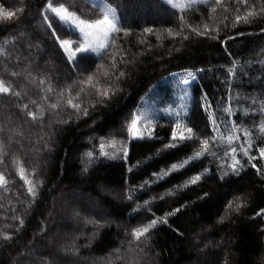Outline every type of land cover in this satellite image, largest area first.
<instances>
[{"label":"trees","instance_id":"1","mask_svg":"<svg viewBox=\"0 0 264 264\" xmlns=\"http://www.w3.org/2000/svg\"><path fill=\"white\" fill-rule=\"evenodd\" d=\"M104 1L117 8L121 25L132 33L128 37L120 33L117 46L126 51L117 52L115 71L109 67L108 57L81 54L78 58L88 56L86 62H69L52 35L54 29L43 22L41 12L47 0H0L5 10L16 12V18L0 20V47L8 57L6 60L0 56V78L11 83L13 91L21 92L19 98L0 96V127L5 129L0 138L11 136L13 141L3 157L5 163L0 164V173L11 181L6 196L0 189V233L12 236L9 241L0 239V264H103V258L110 254L113 264H127L115 259L114 250L128 247L134 228L165 216L168 223L158 222L150 233L141 264H264V178L240 151L241 146L247 147L242 131L234 142L243 166L239 176L231 174V158L220 150V159L207 155L158 179L162 170L183 163L199 146L198 142H188L165 150L177 120L194 125L202 135L211 134L205 104H210V111L229 128L235 123L252 133L251 154L257 157L252 163L264 173V162L257 151L264 147V136L258 130L264 124L260 112L264 106V19L234 28L219 24L216 40L195 37L185 29L192 38L184 41L182 37H168L163 30H179L181 16L190 26L199 25L201 15L208 14L202 5L181 12L162 0ZM60 2L81 18L101 15L99 8L84 0ZM234 15L230 11V18ZM52 22L60 38H77L58 18ZM145 28L154 29L163 38L157 40L155 34L144 33ZM5 40L10 43L5 45ZM121 56L127 63L119 62ZM234 62L244 71L238 67L235 76L230 77L228 69ZM99 64L109 67L111 73L107 79L100 77L101 83L110 87L109 99L101 102L94 90L86 89L87 94L80 93L75 102L81 104V109L87 108L88 115L81 110L77 116L66 101L81 86L71 90L68 86L97 73ZM5 65L9 73L26 71L14 78L5 72ZM85 67L88 72L83 71ZM184 69L194 70L196 77L189 87L188 111L179 118L159 116L151 120L152 139L131 138L128 128L142 97L167 75ZM41 79L45 80L43 85ZM49 86L53 88L51 93L47 92ZM61 90L63 98L57 95ZM57 101L58 118L68 119L67 124L50 125L53 114L49 104ZM25 104L28 107L22 111ZM226 108L231 111L225 113ZM29 111L36 115V121L27 115ZM113 142L115 150L108 147ZM101 144L109 156L100 155ZM121 147H127V157ZM114 151L116 156L111 158ZM88 152L93 153L91 161ZM13 156L28 178L37 182L35 200L27 196V186L17 175ZM205 169L208 174L201 181L183 187ZM223 171L229 175L221 180ZM169 191L172 196L166 195ZM236 196L243 205L238 213L227 207ZM145 201L149 202L147 206ZM176 209L180 211L167 215ZM13 216L23 219V227ZM221 217L223 223L218 222ZM73 243L78 249L76 256L66 251Z\"/></svg>","mask_w":264,"mask_h":264},{"label":"snow or ice","instance_id":"2","mask_svg":"<svg viewBox=\"0 0 264 264\" xmlns=\"http://www.w3.org/2000/svg\"><path fill=\"white\" fill-rule=\"evenodd\" d=\"M85 3L88 0H84ZM166 4L171 6L173 9H179L181 12H184L186 9H191L194 5L199 7L203 6L208 10L207 15H201L200 24L196 26H190L186 21L184 16H181L179 30L174 31L173 28H167L163 31L166 32L167 36L175 39L176 37H182L184 41L190 40L192 37L188 34H185L184 30L188 29L189 33H194L195 37H207L211 40H216L219 35L220 28L219 24L225 25V28L236 27L237 25L243 24H252L256 22L257 18L264 19V0H258V3H250L249 0H184L183 3H177L176 0H164ZM18 12H23V9H17ZM230 11H234L235 15L230 18ZM101 15L96 19H85L81 18L77 15L75 11H70L68 7L65 6L64 3H61L60 0H47V3L44 5V10L41 12V16L43 17V22L50 29H54L52 32L53 36L57 37L59 47L63 49L65 54L68 57L70 63H78V59L80 61L86 62L88 60V56H81L78 58L77 54H86V53H95L97 57L103 59L104 57H108L111 60L110 68L115 71L117 69V61L116 55L117 52L126 51L121 47L117 46V40L120 38V33H123L124 37L130 36L132 33L130 30L125 29L120 20L121 17L117 15V8L108 5L107 8L100 9ZM48 13H51L52 16H49ZM13 18H16V12L5 10L3 6H0V20L10 21ZM58 18L59 22L62 24H67L77 29L80 33L79 38L75 39H62L58 36L57 31L54 28L53 19ZM264 31V29H262ZM144 33L146 34H155L157 40H161L163 38L161 33L154 32L152 28H145ZM212 33H216V35H212ZM228 39H233L232 36H229ZM141 43H145V41L141 40ZM5 45L10 43L9 40H5ZM113 51H109V49ZM179 51V49H176ZM0 56H5L4 49L0 47ZM7 60L8 57L5 56ZM19 59V58H18ZM120 63H127L125 58L121 56ZM109 67H106L104 64H99L97 66V73L88 74L84 79H78L73 82L72 85L68 86V89L71 90L77 86H81L79 88V92L73 97L66 101V104L69 108L74 109L76 115L78 116L81 110L85 116L88 115V109H81V104L76 103V100L80 99V93H86V89L94 90L96 96L98 98H102L103 100L109 99L110 96V87H106L101 83L100 77H104L107 79L111 74L109 71ZM240 68V71H244L243 66H238L235 62L232 64V67L228 69V75L230 77H234L237 71V68ZM26 71V69H21V71H11L8 72V67L5 65V72L11 75L12 77L21 76L22 72ZM84 72H88L89 68L85 67L83 69ZM120 77H123L125 73L123 71L120 72ZM119 78V77H118ZM196 79L195 75L192 72L187 74V77L182 78L179 83L182 87V90L185 91V95H187L186 87ZM41 85L45 83V80L41 79L39 81ZM48 93L53 92V88L49 86L47 89ZM87 94V93H86ZM59 97L63 98L64 90H61L58 94ZM0 96L3 97H17L21 96V92L13 91V87L11 83L6 82L3 78H0ZM47 99V97H44ZM181 99H184L182 96ZM7 103V101L5 102ZM31 103L35 104L36 101L32 100ZM28 105L25 104L23 109H27ZM204 110L208 112V121L211 127V134H201L200 130L195 129L194 125H190L189 123H181L179 120L173 125L171 132V142L167 143L164 148L167 149H175L180 145H184L190 142L192 145H196L198 142V147L193 148V155L189 157L187 160H184L181 164H173L168 171H163L158 175V179H164L171 172L179 171L184 168L186 165L190 164L192 161L199 160L201 157H205L207 155H211L217 159L222 157L219 156L220 150H223L225 157H230L232 163L228 165L231 169V174L235 176H239L241 171L243 170V166L240 163V160L237 159V147L234 146V142L239 140L240 137L237 135L238 132H243V145H247V147L241 146L240 151L243 152V155L248 157V162L251 164V167L256 169L257 174L261 175L264 178V173L257 167L255 163L252 161L256 160L257 157L251 154V150L253 148V143L250 137L252 133L247 129H241L239 125L232 123V126L229 128L228 124L224 121H221L217 118L216 114H214L210 109L212 106L210 104H205ZM49 108L52 110L53 119L50 120L51 124H60L68 123V119H60L58 118L60 105L59 102H53L49 104ZM225 113H229L231 111L230 108L224 109ZM260 112L264 114V106L261 107ZM27 115L31 118L32 121H36V115L29 111ZM43 113H41V121H43ZM71 119V116H69ZM145 118L138 115L133 114L131 123L129 125L128 131L131 138L143 140L145 138L144 133L138 130V126L142 120ZM152 121L147 120L145 124V131H147V138L152 139ZM224 124V129L221 128V124ZM259 133L264 136V124L259 126ZM5 132V129L0 127V133ZM19 135V133H17ZM42 139V138H41ZM12 137H7V140L0 138V164L5 163L3 157L8 155V151L6 150L12 144ZM45 149H47V143H45ZM104 144H101L100 155L101 156H109V153L104 151ZM108 147H111L115 150V144L109 143ZM39 151V149H36ZM123 152L124 157L128 156L127 147H121L120 149ZM257 151L259 152V157L264 159V147H258ZM88 160L91 161L93 158V153L88 152L87 154ZM116 152L114 151L111 158H115ZM13 164L17 166V175L19 179L23 181L24 185L27 186V196L31 197L32 200H35L37 197V182L28 178L26 174V170L24 167L20 166V161L13 156ZM221 169L224 168L223 165L220 166ZM87 171V169H85ZM131 171V169H129ZM208 174V170L205 169L201 174L193 176L190 180H188L183 187L187 188L189 184L196 185L199 181H201L203 176ZM229 175L228 171H223V174L220 176L221 180H224L225 177ZM11 183L8 179H6L3 173H0V189H3L5 196L9 192L8 185ZM147 183V182H145ZM168 196H172L173 192L169 191L166 193ZM207 195V194H205ZM163 199L164 197H160ZM20 203H25L24 200L17 197ZM128 199H132L131 196ZM240 197L236 196L234 201H230L227 205L229 209L233 212H239L242 208V203L239 202ZM148 201H145V206L148 205ZM233 203H235V207H233ZM12 211L15 213L16 209L13 208ZM180 209H176L173 212L168 213V216L175 215L179 212ZM79 215V214H77ZM13 219H18L20 221L21 227H23L24 221L19 216H13ZM164 223L167 224V216L160 218L159 221L157 219H152L148 224L134 228L131 233V240L127 241L128 247L122 250L121 248H116L115 251V259L116 260H124L127 264H141V254L145 252V249L148 247V239L149 235L154 230L158 224ZM219 223L224 222V217H221L218 221ZM85 223H94V221L85 220ZM8 227V225H5ZM127 236L128 233L126 232ZM143 238V239H142ZM0 239L4 241H9L12 239V236L7 233H0ZM66 251L71 252L73 256L78 255V249L76 245L73 243L70 248L66 249ZM93 264H97L96 261H93ZM103 264H113L111 254L103 258Z\"/></svg>","mask_w":264,"mask_h":264},{"label":"rangeland","instance_id":"3","mask_svg":"<svg viewBox=\"0 0 264 264\" xmlns=\"http://www.w3.org/2000/svg\"><path fill=\"white\" fill-rule=\"evenodd\" d=\"M162 1L164 2V0ZM88 2L99 9L107 8V6L109 5L104 0H88ZM176 2L183 3L184 0H176ZM169 7L172 8L171 6ZM174 10L180 11L179 9ZM64 25L74 31L77 34V38H79L80 33L77 29L67 24ZM75 42L76 41L74 40V44ZM86 54L96 56L95 53ZM79 55L81 54L78 53L77 56ZM189 72H192L195 75V71L192 69H184L167 75V77L159 81L142 97L138 104V107L136 108L135 114H138L145 118L138 126V130L143 132L144 136L148 135L147 131H145V124L147 120H153L159 116L179 118L182 114H185L188 111L191 100L189 87L193 84L194 81H191V83L186 87L187 95H185V91L182 90L179 81L182 78L187 77V74ZM182 96L184 97V99H181ZM262 160L264 162V159Z\"/></svg>","mask_w":264,"mask_h":264}]
</instances>
